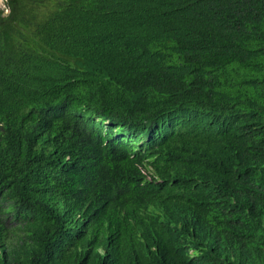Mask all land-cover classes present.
Listing matches in <instances>:
<instances>
[{
  "label": "trees",
  "instance_id": "trees-1",
  "mask_svg": "<svg viewBox=\"0 0 264 264\" xmlns=\"http://www.w3.org/2000/svg\"><path fill=\"white\" fill-rule=\"evenodd\" d=\"M0 264H264V0H6Z\"/></svg>",
  "mask_w": 264,
  "mask_h": 264
},
{
  "label": "rangeland",
  "instance_id": "rangeland-1",
  "mask_svg": "<svg viewBox=\"0 0 264 264\" xmlns=\"http://www.w3.org/2000/svg\"><path fill=\"white\" fill-rule=\"evenodd\" d=\"M4 9V12L7 11L6 9V0H0V10Z\"/></svg>",
  "mask_w": 264,
  "mask_h": 264
},
{
  "label": "water",
  "instance_id": "water-1",
  "mask_svg": "<svg viewBox=\"0 0 264 264\" xmlns=\"http://www.w3.org/2000/svg\"><path fill=\"white\" fill-rule=\"evenodd\" d=\"M8 12V10L7 11H5L4 13L6 14Z\"/></svg>",
  "mask_w": 264,
  "mask_h": 264
}]
</instances>
